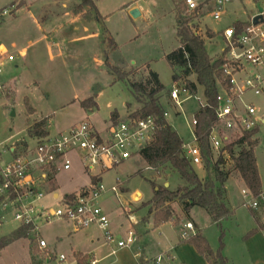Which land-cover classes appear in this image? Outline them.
<instances>
[{"label": "rangeland", "instance_id": "1", "mask_svg": "<svg viewBox=\"0 0 264 264\" xmlns=\"http://www.w3.org/2000/svg\"><path fill=\"white\" fill-rule=\"evenodd\" d=\"M19 1L18 4L16 0H0V11L9 9V13L0 19V43L9 48L17 47V59L9 62L0 76V171L14 160L11 146L16 147L15 159L33 153L39 139L30 136L28 128L35 121L47 118L50 135L61 133L85 119L95 121L96 128L104 132L110 123L111 112L117 111L125 118L140 109L142 105L135 100L130 81H145L150 71L157 72L166 87L159 94L160 103L168 113L166 120L185 142H191V123L195 112L205 104V97L203 86L197 83L195 94H180V99L189 96L180 107L171 99L173 68L166 56L180 45L177 33L179 11L184 17L192 18L189 25L205 39L207 53L217 56L227 45L223 31L237 21H250L259 13V7H264L263 0H228L220 18L215 19V5L209 0H199L201 5L197 12L188 11L183 0H93L94 7L82 6V0ZM132 9H138L140 15L133 17ZM208 29L215 33L212 39L206 37ZM23 48H26L24 57L18 54ZM112 67L130 72L129 77L118 79ZM190 80L196 82V76L192 75ZM179 84L184 82L179 81ZM91 96H96L98 107L88 111L80 101ZM245 100L252 101L257 113L264 115V92L260 95L248 93ZM127 104L131 106L127 107ZM219 128V134L227 137L222 139L223 146L241 135L238 130L228 132ZM254 138L258 141L255 154L264 192V123L259 124V132ZM215 154L218 155V150ZM224 156L227 159L225 169L230 173L226 185L234 193L229 205L232 216L222 222V229L200 207H194L190 217L199 224L214 250L220 246L223 230L222 252L227 264H264V233H258V229L264 228V202L256 209L243 205L251 198L243 199L240 187L249 188L241 175L232 170V158L227 153ZM69 157L71 169L61 170L57 176L60 197L55 199L51 192H42L43 197L34 203L36 213L40 209L58 208L66 193L90 183V174L77 154L71 153ZM196 169L205 180L208 176L205 162ZM100 177L97 182L102 183L106 191L98 199V205L108 215L115 239L127 238L135 218L140 223L134 226V231L140 235L144 249L148 247L147 254L157 252L160 247L150 240L163 236L159 234L161 229L155 227L146 203L154 195V183H169L170 189H177L185 184L184 180L171 170L158 174L137 153L114 169L101 172ZM54 186L51 181L44 189L51 190ZM112 186L117 187V192ZM41 189L43 187H37V191ZM135 190L141 191L142 198L133 199ZM172 209L175 223L183 226L192 222L179 201L172 202ZM15 211L13 206L1 205L0 239L10 237L21 224L15 219ZM255 218L261 222H256ZM146 220L151 222L148 229L143 223ZM34 223L36 227L28 238L0 248V264H77L72 250L73 237L77 235L71 232L67 221L36 218ZM192 224L195 230L196 226ZM163 229L178 230L172 223H167ZM254 230L257 231L252 233ZM98 237L100 250L96 258L99 264H123V260L126 264H134L129 250L119 249L114 255L112 248H116V243H107L101 230ZM40 239L46 242L42 251ZM30 242L33 253H29ZM131 246L134 248L136 244ZM61 255L66 259L62 260Z\"/></svg>", "mask_w": 264, "mask_h": 264}, {"label": "built area", "instance_id": "2", "mask_svg": "<svg viewBox=\"0 0 264 264\" xmlns=\"http://www.w3.org/2000/svg\"><path fill=\"white\" fill-rule=\"evenodd\" d=\"M215 5L214 18L219 19L223 6L228 0H209ZM264 1V0H263ZM188 11L195 12L201 5L199 0H183ZM264 15V7H262ZM9 13V9L0 11V19ZM250 24L237 32L234 26L227 27L223 31L226 40L227 63L224 65V72L230 77V86L221 87L217 96L216 115L219 121L218 126L210 136V143L214 150H219L223 145L222 137L219 134V127L231 132L252 130L262 122L263 115L257 113V108L252 101H246L248 93L260 95L264 92V22ZM17 47L9 48L0 43V76L9 62L17 59L15 52ZM224 49V50H225ZM20 56L25 55V50H20ZM191 94L190 90L179 82H174L171 88V99L178 107L187 99H180L181 93ZM167 112L165 115L167 116ZM263 123V122H262ZM197 120L193 118V140L184 142L183 148L190 163L202 164L203 154L197 142L195 125ZM156 122L152 116L145 118H134L127 115L119 118L116 122L110 120L106 129L99 131L89 120H83L66 131L56 135H48L38 138V144L33 153L28 156H21L5 167L1 168L0 195H5L2 206H13L16 208L15 219L21 224H33L35 219L40 218L46 221L63 219L69 222L74 231H80L91 226H97L104 233L107 243H116L112 248V254L119 249L128 248L138 239L136 232L129 229L125 240H116L110 230V221L105 211L98 205V199L106 191V187L99 182L91 187L81 190L73 200L63 199L56 209H40L38 213L34 203L43 197L42 191L35 190L37 183L47 180V170H70L72 161L69 154L76 153L83 163L85 170L98 171L99 173L114 169L125 160L139 154L140 150L150 143L155 135ZM16 193L11 198L10 191ZM117 192V187L112 186ZM245 201L244 206L258 208L264 202V192L254 197L249 189H243ZM37 214V216H34ZM183 237H188V231H194L191 222L184 224ZM40 246H46L41 239ZM136 264H171L167 254H159L155 257L146 258L141 252L136 255ZM66 259L64 255L60 257ZM98 259H92L91 264H99Z\"/></svg>", "mask_w": 264, "mask_h": 264}, {"label": "trees", "instance_id": "3", "mask_svg": "<svg viewBox=\"0 0 264 264\" xmlns=\"http://www.w3.org/2000/svg\"><path fill=\"white\" fill-rule=\"evenodd\" d=\"M82 6L94 7L93 0H82ZM180 9V7L178 6ZM200 6L195 11H199ZM192 18L184 17L179 11L177 33L180 45L167 54L166 58L173 68L172 79L174 82L183 81L191 94L197 91V83L203 86L205 104L195 112L194 118L197 120L195 134L197 142L201 147L203 160L206 164L208 176L205 180L199 177L196 169L185 155L183 148L184 139L175 131L165 118V110L160 103L159 94L165 90V85L160 81L159 75L155 71H150L145 81L131 82L135 100L142 106L140 109L129 113L130 117L145 118L152 116L156 122V130L153 140L140 150V156L149 167L158 174L171 170L177 173L185 182L177 189H170L164 184L154 183V195L146 205L149 206V214L153 215L156 225L175 219V212L172 209V202L182 203L186 217L191 219L190 211L194 207H200L208 212L214 224L222 229V222L232 216L233 211L229 208L226 200V183L229 179V171L225 169L227 153L233 161L232 170L237 171L254 197L260 195L263 190V183L260 176L255 147L258 144L254 136L259 132V126L252 130L242 131L241 135L215 150L210 143V136L218 126L219 121L216 115L217 96L220 88L230 86V77L224 72V65L227 63V49L215 57L207 53L205 39L190 27ZM250 22L237 21L234 25L237 32L244 29ZM215 33L208 29L206 37L211 39ZM118 79L126 80L129 73L121 71L117 67H112ZM192 75L196 76V82L190 80ZM83 108L93 111L98 107L96 96L80 101ZM131 104H127L130 107ZM31 111L33 109L31 108ZM120 118L117 111L111 112V120L116 122ZM49 120L47 118L35 121L28 128V134L32 137L43 138L50 134ZM56 168L47 170L49 183L54 182ZM93 182L97 179L93 178ZM2 179L0 177V184ZM37 190V188L35 189ZM55 190V187H53ZM11 198L16 193L10 191ZM76 193L66 194L64 199L73 200ZM5 200V195H0V206ZM35 229L33 224L19 225L10 237L0 239V248L12 241L28 238ZM257 230L252 231L255 232ZM220 246L215 251L212 249L207 238L200 230L196 231L188 240L193 244L198 252L205 256L209 264H227V259L223 255V235L221 230ZM78 264H91L89 256L84 255L78 258Z\"/></svg>", "mask_w": 264, "mask_h": 264}, {"label": "crops", "instance_id": "4", "mask_svg": "<svg viewBox=\"0 0 264 264\" xmlns=\"http://www.w3.org/2000/svg\"><path fill=\"white\" fill-rule=\"evenodd\" d=\"M15 3H18L19 4L20 1L19 0H16ZM4 45H7V44H4ZM22 50H25V55H26V48H23ZM24 56H22V57H24ZM212 57H215V56H212ZM119 115H120V118H121L122 116H121L120 113H119ZM87 120H89L92 124H94L96 126L95 121H92L90 119H87ZM75 124H77V123H74V124L70 125L67 129H69L71 126H73ZM10 151H12V153L14 155V159H15L16 154H17L16 153V147L11 146L10 147ZM196 166L197 165L194 166L195 169H196ZM60 171L61 170H58V172L55 174V179H54V183H55V186L54 187H55V190H53V189H51V190H45L46 188L44 189V187H46L49 184V180H44V181H41V182L37 183V187L38 188L43 187V189H41L42 192H51L53 194V196H54L55 199H58L60 197V194L57 192L59 190V188H60V185H59L58 180H57V176L60 173ZM85 171L90 174V183L89 184L81 185L79 189H77V190H75L73 192H70V193H76L77 194L81 190L86 189V188H89V187H91V185L95 184L96 182L95 183L93 182V178L97 179V181L101 178L100 177V173L98 171H87V170H85ZM196 171H197V169H196ZM199 177L202 178V179L205 178V177H201L200 175H199ZM169 185L170 184L168 183V186ZM226 189H228L227 185H226ZM240 189L241 190H239V192H240L241 196L244 199V196L242 194V191L245 188L243 186V187H240ZM137 191H140V190H135L132 193L133 199H134V195H135V193ZM70 193H66V194H70ZM233 195H234V193H232V191L228 189L227 190V193H226V200H227L228 206L230 205V203H232L231 200L233 198ZM141 198H142V193H141ZM62 200H61V202H62ZM229 208H230V206H229ZM193 209L194 208H192L191 211ZM191 211H190V213H191ZM150 215H151L152 220H153V223H154L153 215L152 214H150ZM254 216L257 217L258 215L256 216V214H255ZM133 221H134L133 227H131L129 229H133L134 230V226H138L139 223H140V220L133 218ZM190 221H192L191 223H194V225L196 227H195V230L194 231H188V234H189L188 237H183V231L185 230L184 229V224L185 223L183 224V226H182V224L175 223L174 220H171V221H168V222H164V223L159 224V225H156L154 223L155 227H158L159 229H161V232L159 234H160V236H163V238H161V239L158 238V239H152V240H150V242H152L156 246H159L160 247V249L157 252H153V254H147V253H149V251H147V248L148 247L146 249H144L145 246H142L143 245V242H140L139 241L141 238H140V235L138 233H136L138 239H137V241L135 243H133V244H136V246L134 248L132 246H130L128 248H122V251L129 250V252L132 255L134 264H136L137 258H136L135 255L138 252H141L142 255L145 256L146 258H151L148 255H152L153 256V255L162 254V253L167 254L170 257V263L171 264H209V262L205 258V256L202 255V254H200L198 252V250L196 249V247L193 244H191L190 242H188L189 238L196 231L200 230L202 232L201 227L199 226V224L195 220L190 219ZM255 221L258 222V219L255 218ZM260 222H258V223H260ZM143 223H144L145 229L150 228L151 222L149 220H146ZM167 223H172L174 227H176L179 231H181L180 234L178 233V230L177 231L175 230L176 233L175 232H172V231H164L163 228H164V226ZM262 223H264V222H262ZM69 226H70L71 232L73 234H75L77 236L79 234V236H80V237H77V236L76 237H73L74 243H73L72 250H73V252L75 253V256H76V263L78 264V258L81 257V256H84V255L89 256V258L91 259V261L94 258L97 259L96 258V253L100 250V244H98V242H99L98 235H99V232H100V228L97 227V226H91L89 228H86V229H83V230H80V231H74L70 223H69ZM258 230H259L258 233H264V228L258 229ZM149 233H150L149 230H147L146 231V234L149 235ZM43 247H45V246H43ZM28 249H29V253H31L32 252L31 242L28 244ZM39 249L42 251V246H40ZM122 251H120V252H122ZM117 252L115 254H117ZM123 264H126V260H123Z\"/></svg>", "mask_w": 264, "mask_h": 264}, {"label": "water", "instance_id": "5", "mask_svg": "<svg viewBox=\"0 0 264 264\" xmlns=\"http://www.w3.org/2000/svg\"><path fill=\"white\" fill-rule=\"evenodd\" d=\"M263 9L262 7H259V13L257 15H255L252 19V22L253 24H259V23H262L264 22V15L262 13ZM131 15L133 17H138L140 15V12L138 9H132L131 10ZM262 122L264 123V115H263V119H262ZM166 187H168V183L165 184ZM137 194H140L141 195V192L140 191H137L134 195V199L137 198Z\"/></svg>", "mask_w": 264, "mask_h": 264}, {"label": "bare ground", "instance_id": "6", "mask_svg": "<svg viewBox=\"0 0 264 264\" xmlns=\"http://www.w3.org/2000/svg\"><path fill=\"white\" fill-rule=\"evenodd\" d=\"M141 197V195L140 194H137V198H140Z\"/></svg>", "mask_w": 264, "mask_h": 264}]
</instances>
